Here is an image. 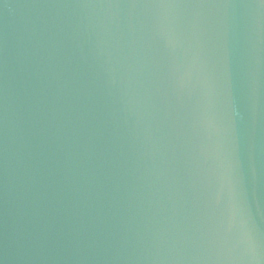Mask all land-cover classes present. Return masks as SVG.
Masks as SVG:
<instances>
[{
    "label": "water",
    "instance_id": "95a60500",
    "mask_svg": "<svg viewBox=\"0 0 264 264\" xmlns=\"http://www.w3.org/2000/svg\"><path fill=\"white\" fill-rule=\"evenodd\" d=\"M0 264H264V0H0Z\"/></svg>",
    "mask_w": 264,
    "mask_h": 264
}]
</instances>
